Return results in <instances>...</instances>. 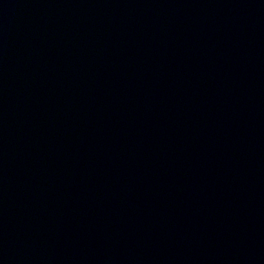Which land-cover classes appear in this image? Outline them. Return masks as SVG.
Here are the masks:
<instances>
[{"label":"water","instance_id":"obj_1","mask_svg":"<svg viewBox=\"0 0 264 264\" xmlns=\"http://www.w3.org/2000/svg\"><path fill=\"white\" fill-rule=\"evenodd\" d=\"M0 264H264V0H0Z\"/></svg>","mask_w":264,"mask_h":264}]
</instances>
